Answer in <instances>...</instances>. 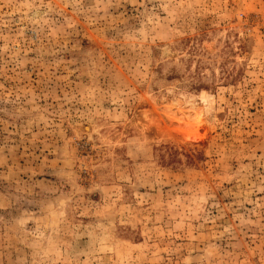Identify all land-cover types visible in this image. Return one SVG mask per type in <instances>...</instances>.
Returning a JSON list of instances; mask_svg holds the SVG:
<instances>
[{
    "label": "rangeland",
    "instance_id": "obj_1",
    "mask_svg": "<svg viewBox=\"0 0 264 264\" xmlns=\"http://www.w3.org/2000/svg\"><path fill=\"white\" fill-rule=\"evenodd\" d=\"M0 264H264V0H0Z\"/></svg>",
    "mask_w": 264,
    "mask_h": 264
}]
</instances>
